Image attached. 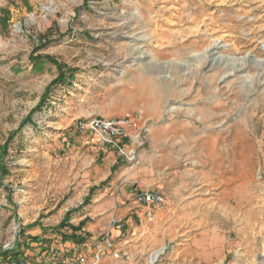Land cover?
I'll return each mask as SVG.
<instances>
[{"label":"rangeland","instance_id":"374dc122","mask_svg":"<svg viewBox=\"0 0 264 264\" xmlns=\"http://www.w3.org/2000/svg\"><path fill=\"white\" fill-rule=\"evenodd\" d=\"M127 111L166 203L102 264H264V0H0V264L64 247L111 164L77 124Z\"/></svg>","mask_w":264,"mask_h":264},{"label":"built area","instance_id":"2783aa9c","mask_svg":"<svg viewBox=\"0 0 264 264\" xmlns=\"http://www.w3.org/2000/svg\"><path fill=\"white\" fill-rule=\"evenodd\" d=\"M80 132H90L97 136L99 141L114 148L127 164L128 173L135 170L139 164L137 150L127 144H142L146 134L149 132V122L141 111H127L121 115L112 117H90L81 120L77 124ZM128 182V176L124 177L122 183ZM134 201L137 204L147 206L146 216L153 219L156 208L166 203L163 193L152 190L146 184L134 182ZM124 222L112 219L110 229L118 227L124 229ZM110 229L100 239L93 242V248L89 251L86 243L73 246H49L41 247L35 254V261L31 263L26 256L7 255L5 264H102L104 259H120L125 263L132 260V253L123 247H118L112 237ZM158 260V259H157ZM154 263L149 264H155Z\"/></svg>","mask_w":264,"mask_h":264},{"label":"crops","instance_id":"0c3cea01","mask_svg":"<svg viewBox=\"0 0 264 264\" xmlns=\"http://www.w3.org/2000/svg\"><path fill=\"white\" fill-rule=\"evenodd\" d=\"M89 135H92L90 132H86ZM94 135V134H93ZM95 136V135H94ZM96 137V140L102 144L99 139ZM129 143V144H128ZM127 144L130 146H139V144H130V141H127ZM99 154L103 153L110 154L109 161L111 162L109 173L105 174L104 182L107 180L106 187H104V193L101 194L96 199V202L91 204L92 212L90 214H85L84 216L77 219V222H73L70 219L66 221L67 232L66 235L76 234L77 236H82L86 238V242H89L88 250H91L89 245H93V242L102 237L110 229V222L112 219L117 221L124 222V249L129 250L130 252L134 251L135 245H128L130 231L139 230L143 221L148 218L146 216L147 206L137 204L134 201L135 187L134 182L137 181L134 178L133 174L128 173L127 164L125 160L123 161L124 165H119L115 161L113 156H111L116 150L108 145L102 144L98 148ZM128 176V182L122 183L124 177ZM118 194L116 198H107L112 191ZM89 192H92V188L89 189ZM93 194V193H92ZM150 219V218H149ZM82 222H85L81 225ZM141 223L140 225L138 223ZM81 225V229L74 232V229ZM112 237L116 241V238L122 234L123 230H120L118 227H112L110 229ZM117 242V241H116ZM77 245L73 241L67 240L64 243V246H73ZM41 248V247H40ZM39 248V249H40ZM39 250H37L38 252ZM35 253H26L25 256L27 259L33 263L35 261Z\"/></svg>","mask_w":264,"mask_h":264},{"label":"trees","instance_id":"16d2710c","mask_svg":"<svg viewBox=\"0 0 264 264\" xmlns=\"http://www.w3.org/2000/svg\"><path fill=\"white\" fill-rule=\"evenodd\" d=\"M61 73H62V74H61ZM63 81H65V76H64L62 70H60V75H59V77L54 81V83L56 84V83L63 82ZM68 220H69V217H68L65 221H68ZM63 223H64V222H63ZM84 223H85V222H82L81 225H83ZM61 225H62V226H67V225H65V224H61ZM81 225H80L79 227L75 228V229H74V232L80 230V229H81ZM62 236H63V240H64V241L70 240V241H73L74 243H77V244H83V243L86 242V238H84V237H82V236H77V235L74 234V233L71 234V235L63 234ZM5 254L8 255L7 252H6ZM7 255H6V256H7Z\"/></svg>","mask_w":264,"mask_h":264},{"label":"bare ground","instance_id":"6f19581e","mask_svg":"<svg viewBox=\"0 0 264 264\" xmlns=\"http://www.w3.org/2000/svg\"><path fill=\"white\" fill-rule=\"evenodd\" d=\"M163 250H164V248H162L161 250L157 251L154 255H152L149 262L154 263L160 257V255L163 253Z\"/></svg>","mask_w":264,"mask_h":264}]
</instances>
